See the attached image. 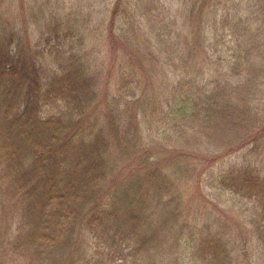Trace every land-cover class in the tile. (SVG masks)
<instances>
[{
  "label": "trees",
  "instance_id": "1",
  "mask_svg": "<svg viewBox=\"0 0 264 264\" xmlns=\"http://www.w3.org/2000/svg\"><path fill=\"white\" fill-rule=\"evenodd\" d=\"M198 1L191 46L173 0L2 30L0 264H264V16Z\"/></svg>",
  "mask_w": 264,
  "mask_h": 264
},
{
  "label": "rangeland",
  "instance_id": "2",
  "mask_svg": "<svg viewBox=\"0 0 264 264\" xmlns=\"http://www.w3.org/2000/svg\"><path fill=\"white\" fill-rule=\"evenodd\" d=\"M42 6H38L41 4ZM58 1V5L56 4ZM111 1V0H109ZM170 1V0H167ZM196 0H173V9H174V17H175V23H176V29L177 32H180L179 34H182L188 43V46L192 45V35L191 33L195 30V25L199 23V29L202 33L204 32H213L214 28L218 30L217 25L213 26L215 22V19L210 18L208 15L202 14V16L199 19H194L192 15L189 16L190 10L193 8ZM202 0H199L196 4V10L198 8V4ZM230 0H219V2L224 3L225 5H228ZM237 2H243L242 0H236ZM249 0L246 4L244 3L242 7L246 9L245 12H247L252 19H256L255 16H264V0ZM35 2L34 7L32 6L33 11L29 10L30 5H32ZM214 3V1H212ZM49 3L50 7H47L51 10L58 9L57 7H62L66 9V11H69L70 8L72 9H81L85 13V17H89V19H86L87 21V29L89 33L90 39H88L87 42V48H99L100 51L103 48H108L105 42L106 37V31L104 30L103 19H106L109 13L107 12L104 16V14H97L93 13L92 9L95 8V4L93 0H0V34L2 33V30L9 29V30H20V27L23 29V31L26 34V39L30 40L31 35L34 32L39 31L40 26L39 24H42V20L40 19L42 15L38 16L40 12H42V9H47L44 4ZM182 4L186 10L187 18L188 20H185L186 13L180 12V8H182ZM47 5V4H46ZM61 5V6H59ZM39 7H42L41 10H37ZM56 14V13H54ZM59 14V13H58ZM57 14V15H58ZM108 14V15H107ZM48 15V14H47ZM134 14L132 12L129 13V19L131 21L135 20ZM50 16V15H49ZM35 22H34V18ZM140 21H143L141 18H138ZM219 19V17L217 18ZM103 20V21H102ZM38 25H37V24ZM36 24V25H35ZM102 24V25H101ZM194 25V26H192ZM255 28V26H254ZM103 30H104V40H103ZM139 30H144V32H148L147 27H143L141 25V28ZM137 40L134 39L135 43ZM105 57V56H104ZM106 61H107V57ZM264 167V166H263ZM264 174V170H263ZM190 190H192V186H190ZM190 192H186V200L189 198ZM189 200H187V203ZM190 204H186V207Z\"/></svg>",
  "mask_w": 264,
  "mask_h": 264
}]
</instances>
